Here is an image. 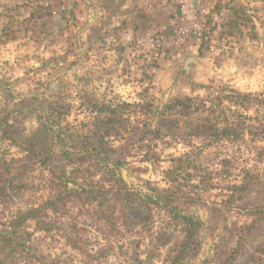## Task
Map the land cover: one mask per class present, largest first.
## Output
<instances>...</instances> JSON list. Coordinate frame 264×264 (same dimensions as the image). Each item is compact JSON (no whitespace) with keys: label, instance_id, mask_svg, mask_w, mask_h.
<instances>
[{"label":"rangeland","instance_id":"rangeland-1","mask_svg":"<svg viewBox=\"0 0 264 264\" xmlns=\"http://www.w3.org/2000/svg\"><path fill=\"white\" fill-rule=\"evenodd\" d=\"M144 4L0 0V162L25 155L41 119L67 147L98 133L115 148L132 127L158 131L117 170L134 194L114 216L110 193L96 188L103 168L83 166L76 184L52 190L57 179L44 166L12 169L0 183L1 222L42 201L56 207L42 226H23L7 264H169L182 220L145 207L150 187L170 189L180 213L200 223L182 264H264V134L246 129L264 126V106L235 98L264 99V0H219L203 27L171 43L140 33ZM185 57L198 62L188 77L179 72ZM21 101L33 110L15 119ZM229 126L238 138L221 135Z\"/></svg>","mask_w":264,"mask_h":264},{"label":"trees","instance_id":"trees-1","mask_svg":"<svg viewBox=\"0 0 264 264\" xmlns=\"http://www.w3.org/2000/svg\"><path fill=\"white\" fill-rule=\"evenodd\" d=\"M262 94L255 95H239L236 94L235 98L239 101H248L257 106H264V99ZM33 110L32 107L25 101L19 103V107L14 111L15 119L25 118L26 114ZM245 126V125H242ZM46 123V120H39V124L35 132L28 138V148L23 157L12 159L10 163L0 162V183L6 180L10 175L11 170H15L17 176H24L30 174L37 165L44 166L50 176H54L57 180L51 179L47 188L56 189L67 184H76L79 172L83 166H93L96 170L104 169L101 175L105 176L104 184L97 189L102 191V194L111 195V204L113 205L109 214L114 216L116 214V203L118 201L130 200L132 195L131 191L126 189L122 179L116 173L120 169L122 163L130 153L136 141L153 139L158 131L146 130L141 131L138 128L132 127L126 136L124 144L115 148H105L102 145V139L98 133L93 136H85L82 138L74 137L68 138L70 140V147H67L66 138L61 139L60 135H55L52 129ZM247 130H256L259 134H264V126H247ZM238 127L234 128L225 127L220 130L222 136H233L238 138ZM170 129H167L165 134H169ZM208 132V131H206ZM200 135L201 133H196ZM59 145L60 149L55 151V146ZM69 168V170H68ZM69 174V176H67ZM59 182V183H57ZM6 190L5 186L0 187V192ZM150 196H146L144 204L146 208H150L162 213L163 215L171 214L172 217L181 219L183 225L182 241L178 245L174 256L169 264H182V262L189 257L196 248V237L199 227V222L192 217L184 216L180 213L176 204L178 195L171 192L170 189H159L150 187ZM124 194V195H123ZM54 201H42L37 205L26 209L23 212H18L13 220L4 223L0 221V264H7L10 258L15 254L17 237L23 226L26 223H34L37 227L42 226L49 213L54 210ZM111 205V206H112ZM152 217V216H151ZM118 219L129 221L130 218L122 213ZM153 221L148 222L152 224ZM159 247L167 243L162 237L159 239Z\"/></svg>","mask_w":264,"mask_h":264},{"label":"crops","instance_id":"crops-1","mask_svg":"<svg viewBox=\"0 0 264 264\" xmlns=\"http://www.w3.org/2000/svg\"><path fill=\"white\" fill-rule=\"evenodd\" d=\"M144 20H149L140 33L150 35L158 32L166 42L171 43L174 34L186 32L205 25L207 16L219 0H142ZM138 24L142 22L137 18ZM196 35L188 38V44L196 43ZM173 44V43H172ZM175 44V43H174Z\"/></svg>","mask_w":264,"mask_h":264},{"label":"water","instance_id":"water-1","mask_svg":"<svg viewBox=\"0 0 264 264\" xmlns=\"http://www.w3.org/2000/svg\"><path fill=\"white\" fill-rule=\"evenodd\" d=\"M197 65L198 62L195 59L192 57H185L180 65L179 72L188 77L191 73V69L196 68Z\"/></svg>","mask_w":264,"mask_h":264},{"label":"built area","instance_id":"built-area-1","mask_svg":"<svg viewBox=\"0 0 264 264\" xmlns=\"http://www.w3.org/2000/svg\"><path fill=\"white\" fill-rule=\"evenodd\" d=\"M155 43H156L157 45H159V44H160V40H156Z\"/></svg>","mask_w":264,"mask_h":264}]
</instances>
